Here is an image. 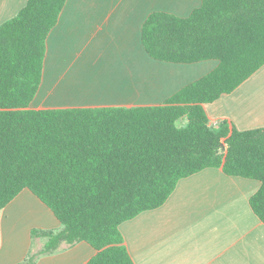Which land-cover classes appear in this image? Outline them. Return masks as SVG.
Segmentation results:
<instances>
[{
    "label": "trees",
    "instance_id": "trees-1",
    "mask_svg": "<svg viewBox=\"0 0 264 264\" xmlns=\"http://www.w3.org/2000/svg\"><path fill=\"white\" fill-rule=\"evenodd\" d=\"M66 1L28 0L0 24V211L28 188L62 223L34 229L47 241L20 264L79 241L97 250L86 264H135L120 225L208 167L261 181L250 205L264 222V128L214 126L205 109L264 66V0H203L187 17H147L142 39L153 58L219 61L163 104L32 109Z\"/></svg>",
    "mask_w": 264,
    "mask_h": 264
},
{
    "label": "crops",
    "instance_id": "crops-1",
    "mask_svg": "<svg viewBox=\"0 0 264 264\" xmlns=\"http://www.w3.org/2000/svg\"><path fill=\"white\" fill-rule=\"evenodd\" d=\"M28 0H0V24ZM203 0H67L47 38L42 81L32 109L160 105L215 69L219 61L153 58L143 24L157 11L189 16ZM210 124L226 119L239 130L264 128V66L229 94L205 104ZM261 181L208 167L180 179L160 207L123 222L135 264H264V222L251 196ZM54 212L30 189L0 211V264H20L60 230ZM97 250L87 241L39 256L32 264H86Z\"/></svg>",
    "mask_w": 264,
    "mask_h": 264
},
{
    "label": "rangeland",
    "instance_id": "rangeland-1",
    "mask_svg": "<svg viewBox=\"0 0 264 264\" xmlns=\"http://www.w3.org/2000/svg\"><path fill=\"white\" fill-rule=\"evenodd\" d=\"M184 121H179L178 124L179 125H183Z\"/></svg>",
    "mask_w": 264,
    "mask_h": 264
}]
</instances>
